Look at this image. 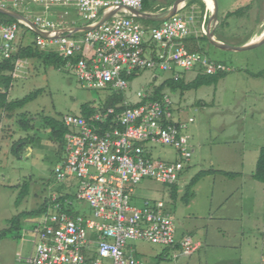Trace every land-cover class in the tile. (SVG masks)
I'll list each match as a JSON object with an SVG mask.
<instances>
[{
	"label": "built area",
	"instance_id": "built-area-1",
	"mask_svg": "<svg viewBox=\"0 0 264 264\" xmlns=\"http://www.w3.org/2000/svg\"><path fill=\"white\" fill-rule=\"evenodd\" d=\"M6 1L0 0V9L23 19L0 24V62L21 44L34 43L67 58L65 68L82 85L109 90V95L128 91L129 83L145 71L166 73L167 79L174 81L188 72L195 76L223 71L221 65L185 45L188 37L207 34L212 11L207 6L199 15L195 8L182 13L185 3L170 19L145 28L136 21L139 17L128 11L142 12L143 0ZM58 7L76 12L87 24L62 27L42 15ZM33 9L32 17L21 14ZM109 13L112 15L97 25ZM83 27L89 30H81ZM28 31L36 36L29 40ZM78 34L82 36L75 38ZM152 92L151 87L136 91L133 99L121 103L141 104L136 108L115 112L114 108L95 107L89 119L62 118L68 132L54 176L59 183L75 178L76 199L86 203L90 212L80 214L71 200L60 202L52 195L51 212L40 214L25 230L33 237L29 264H144L129 245L134 241L170 248L174 259L191 257L198 250L193 237L177 239L172 216L162 201H145L140 208L130 204L132 186L142 180L177 185L193 152L186 133L193 118L182 121L181 110L167 92L159 100H146ZM156 145L171 147L179 160L153 159L150 149ZM260 232L264 237V222Z\"/></svg>",
	"mask_w": 264,
	"mask_h": 264
},
{
	"label": "rangeland",
	"instance_id": "rangeland-1",
	"mask_svg": "<svg viewBox=\"0 0 264 264\" xmlns=\"http://www.w3.org/2000/svg\"><path fill=\"white\" fill-rule=\"evenodd\" d=\"M176 1L147 0L145 10L142 11L159 13L160 10H169ZM202 2L205 7L210 8L209 3L204 0H190L186 2L187 7L182 13H189L191 8H195L194 12L199 15ZM215 2L218 17L213 32L215 38H221L229 43L227 45L235 46L250 35L264 33V0ZM245 6H249L248 12L244 9ZM237 9L239 15L227 19V27L218 25V21L224 20L228 12ZM34 12L36 10L33 9L32 13L21 14L32 17ZM42 15L62 27H82L87 24L76 12L63 7L54 8ZM136 21L145 28H151L157 23L140 18ZM81 36L82 34H78L74 37ZM26 37L33 39L34 34L26 32ZM191 45L210 61L221 65L225 76L217 83L183 93L178 91L171 94L167 90L174 106L181 110L179 118L182 121L187 118L194 120L186 129L191 137L193 152L189 162L184 165L175 198L171 197L167 185L142 180L132 186L130 204L140 208L145 201H162L172 216L177 233L185 231L196 239L203 233L197 231H204L210 222L209 213L224 205V215H228L227 221L230 220V235L225 238L226 243L241 245L242 250L248 248L251 251L245 255L238 247L225 251L226 260L229 261L225 264H264L261 260V256H264V237L260 233L264 222V184L251 179L259 149L264 147V42L253 49L239 52L219 49L203 39L194 40ZM167 78L168 74L159 71L141 72L129 83V97L133 99L136 91L147 90L152 85L158 86ZM193 78L194 72L183 75L185 82ZM37 90L41 91L40 94L22 108L16 109L8 118L9 121L4 118L2 120L4 115L0 110L1 125L5 129V139L7 138L6 142L0 144L2 230L11 228L12 218L38 209L52 195L67 194L75 211L80 214L90 212L86 203L76 199L78 181L75 178H68L61 183L56 181L53 171L57 164V147L49 140V127L42 120L53 118L62 121L67 115L81 116L82 105L97 107L110 96V91L87 88L66 68L56 70L36 60L24 61L16 67L14 82L8 90V100L21 99ZM21 115L31 118L28 131H24L17 123ZM12 146L18 150L17 153L12 152ZM150 150V157L153 159L170 163L179 160L171 147L156 145ZM206 170L239 175L233 179L219 174L201 178L192 189L194 196L184 203L182 197L186 185L198 172ZM21 193L25 196L16 203ZM47 211L51 212L50 208ZM36 217L29 216L30 220ZM24 225L26 224H22ZM29 226L27 225L28 228ZM206 231L208 239L214 238L210 233L212 228ZM19 235L21 238L20 227L11 229L0 238V264H22L18 263L14 255L16 250L29 255L33 237L27 233L21 241ZM201 239H205L204 236ZM215 241L221 242V239L215 238ZM129 245L144 264H184L182 262L187 259H174L171 249L145 241H134ZM218 254H224V251ZM201 256L190 264H204L205 258L202 256L201 262Z\"/></svg>",
	"mask_w": 264,
	"mask_h": 264
},
{
	"label": "trees",
	"instance_id": "trees-1",
	"mask_svg": "<svg viewBox=\"0 0 264 264\" xmlns=\"http://www.w3.org/2000/svg\"><path fill=\"white\" fill-rule=\"evenodd\" d=\"M146 5H147V0H143L142 9H144ZM204 7H205L204 3L202 2V7H201L200 12H203V10L205 9ZM244 9H246L248 12L249 6H245ZM238 10L239 9L234 10L232 12H228L225 15V19L220 21L219 26L224 27L225 25V27H227L228 24H226V20L230 19L233 16L236 17L237 15H239L237 14ZM13 23H16L15 19L5 14L0 13V24H13ZM159 24L160 23H156V25H159ZM32 34L36 36L35 33H32ZM198 39L206 40V37L204 35H201L198 38H194L193 36H190L188 37L187 40H185V45L189 51L199 52L198 50L193 48L194 46L191 45V43L194 42V40H198ZM27 60H36V61L42 62L45 66L52 67L56 70L64 69L68 62L67 58H63L62 56L58 55L55 52L44 51L38 48L37 46H35L34 43L21 44V46L16 50V52H14L11 55L10 58L0 62V109L4 110L7 113H13L16 109L22 108L25 104L34 100V98L41 92L40 90H37V91H34L26 95L25 97L21 99H16L13 101L8 100V97H7L8 90L11 88L14 82V72L16 70V67L20 65L22 62L27 61ZM224 76L225 75L223 71H218L217 73L213 75L197 73L194 76V78L189 82H185L183 78L177 81H174L172 79H165L158 86H153V85L151 86L153 92L146 100H159L161 96L163 95V93L167 92V90L169 93L175 94L178 91L180 93H183L188 90L198 89L201 86H207L213 83H217V81L223 78ZM128 97H129V90L120 91L118 93H114L108 96L106 100L97 107L98 109L114 108L115 112H120L126 108H136L141 105L134 101H131L130 104H127V105L121 104ZM118 105L119 107H116ZM96 110L97 109H95L94 106L82 105L80 108L81 117L85 119H89L91 116H93ZM29 118L26 115H21L20 117H18L17 123L21 126V128L24 131H28V129L30 128ZM42 122L44 123V125L49 127V130H50L49 140L53 141V143L56 144V147H57L56 155H57V163H58L63 157L64 136L68 132V130L64 126L62 121L55 120L53 118H44ZM13 148H12V152L14 154L15 152L17 153L18 150H16V148L14 149ZM212 174H219L227 179H233L239 175L237 173L225 172V171H220V170H206V171L198 172L189 181V183L186 185L184 189V195L182 197L184 203H187L189 199H191L194 196L192 189L196 185V183H198L201 178L206 177L208 175H212ZM251 179L264 184V147H261L259 149L257 160L255 163V169L251 175ZM167 186L170 188L171 197L175 198L177 195V185H167ZM24 196L25 194L21 193L16 203L21 201ZM57 196H58V201L60 202L63 201L64 199L70 200V197H68L67 194H64V195L58 194ZM49 204H50V200L45 201L43 205L40 206L38 209L31 210L29 212L20 213L14 218H12L10 220L11 228L8 230H0V238L5 236L6 233L13 228L19 229L20 221L22 219L29 217L30 215L36 217L46 212Z\"/></svg>",
	"mask_w": 264,
	"mask_h": 264
},
{
	"label": "crops",
	"instance_id": "crops-1",
	"mask_svg": "<svg viewBox=\"0 0 264 264\" xmlns=\"http://www.w3.org/2000/svg\"><path fill=\"white\" fill-rule=\"evenodd\" d=\"M160 11L161 12H159V13H157V12H155V13L145 12V13H149V14H153V15H164L167 10H160ZM142 12H144V11H142ZM157 23H159V22H157ZM219 23H220V21H218V25H219ZM260 35H250L249 37H247V39H245L244 41H242V43L237 44V45L240 46V45H244V44H247V43L256 41L257 38H258V36H260ZM213 37H214V39L216 41H218L220 43L229 44V43L225 42L221 38H215L214 34H213ZM237 45H235V46H237ZM2 112H3V115H4L2 117V120L4 118V119H6V121L13 114V113H7L4 110H2ZM0 120H1V118H0ZM4 131H5V129L1 125V121H0V144L7 141V138L5 139L6 134H4ZM12 148H13V146H12ZM224 214H225V212H224V205H220L219 207L216 208L215 211H213V212L211 211L209 213L208 219L210 220V222L206 225L204 231H202L200 229H199V231H197V232H203L200 235L201 237L198 236L199 239H196V237H193L194 240L199 243L198 250L191 257H188L186 260H184L182 263H184V264H188L189 263L190 264L193 261H197L198 257L202 255L205 258V259H203L204 264H212V261L214 262V264H222V263L225 264V263H228L229 262V261L227 262V260H226L227 253H225V251H228V250L231 251V249H234L235 250V249H237V247L239 248V251L241 253L244 251V255L251 253V251L248 250V248H244V250H242L243 247L241 245H239V246H232V245L226 243V239L225 238L230 235V232H228L229 231V225L228 224H229V221L230 220L227 221L228 220V218H227L228 215H224ZM27 218H29V217H26V218H24V219H22L20 221L21 238H20V235H19V238L21 239V241L23 240V235L24 234H27V233H25V230H27L26 228H28L27 225H30L29 228L31 227L32 220H30V218L29 219H27ZM21 223L22 224H26V225L22 226ZM209 228H212V231L213 232L215 231L214 233L212 231L210 232L212 234V237H214V238L208 239L206 237V234H207V231L206 230L209 229ZM0 230H2V229H0ZM185 235H189V233L186 234V232L183 231L180 234H178L177 231H176L177 239H180L181 237H183ZM190 236L192 237V235H190ZM203 236H204L205 239L202 240L201 238ZM215 238H220L221 239V242H216L215 241ZM32 250H33V238L31 239V250H30L29 255H24V254H22L21 251H17L16 250V252H15L14 255H15V257H17L18 263H22L23 264V262H24L26 264H29V262H28L27 259L32 255ZM222 251H224V254H218V253H220ZM202 256H201V262H203L202 261ZM262 257L263 256H261V260H262Z\"/></svg>",
	"mask_w": 264,
	"mask_h": 264
},
{
	"label": "water",
	"instance_id": "water-1",
	"mask_svg": "<svg viewBox=\"0 0 264 264\" xmlns=\"http://www.w3.org/2000/svg\"><path fill=\"white\" fill-rule=\"evenodd\" d=\"M187 1L190 0H177L176 2H174V4L172 5V7L166 11V13L164 15H153V14H149V13H145V12H137L134 10H128L131 14H135L136 16H138L140 19H145V20H149V21H153V22H163L166 21L168 19H170L171 17H173L175 15V13L177 12V10L179 9V5L180 4H185ZM213 2V8L211 11V14L209 16V20H208V32L205 35L206 40L212 44L213 46L219 48V49H223V50H232L235 52H239V51H246V50H250L253 49L255 47H257L258 45H260L261 43L264 42V35L261 36L258 40L241 45V46H231V45H227L224 43H220L218 41H216L213 37V32L215 30V27L217 25V4L215 2V0H212ZM181 7V6H180ZM0 13L5 14L9 17H12L15 20H19V19H23L21 16L13 13V12H7V11H3L0 9ZM112 15V13L106 14L101 21L99 22L100 25L101 23H103L105 20H107L110 16ZM33 31L41 36H44L41 32H39L37 29L32 28ZM81 30L85 31V30H89V27H83L81 28Z\"/></svg>",
	"mask_w": 264,
	"mask_h": 264
},
{
	"label": "bare ground",
	"instance_id": "bare-ground-1",
	"mask_svg": "<svg viewBox=\"0 0 264 264\" xmlns=\"http://www.w3.org/2000/svg\"><path fill=\"white\" fill-rule=\"evenodd\" d=\"M204 2L209 3L210 8H211V9L213 8V2H212V0H204ZM210 8H209V9H210ZM263 35H264V33H263L261 36H263ZM261 36H260V37H261ZM260 37H258L257 40H258Z\"/></svg>",
	"mask_w": 264,
	"mask_h": 264
}]
</instances>
